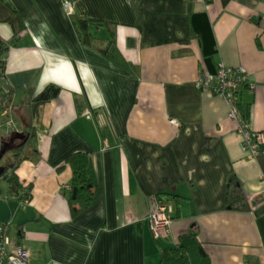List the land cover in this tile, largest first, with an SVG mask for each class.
Wrapping results in <instances>:
<instances>
[{
	"label": "crops",
	"instance_id": "0c3cea01",
	"mask_svg": "<svg viewBox=\"0 0 264 264\" xmlns=\"http://www.w3.org/2000/svg\"><path fill=\"white\" fill-rule=\"evenodd\" d=\"M72 14L114 23L132 67L82 43ZM0 35L11 45L0 87L40 152L18 167L32 198L7 194L0 220L31 264H161L194 225L211 264H264V144L249 158L228 101L196 85L243 65L255 87L241 106L264 131V0H0ZM51 83L60 94L34 107ZM76 151L93 152L100 196L73 216L72 171L57 167ZM232 180L249 210L230 208ZM174 196L180 214L157 234L147 216Z\"/></svg>",
	"mask_w": 264,
	"mask_h": 264
},
{
	"label": "trees",
	"instance_id": "16d2710c",
	"mask_svg": "<svg viewBox=\"0 0 264 264\" xmlns=\"http://www.w3.org/2000/svg\"><path fill=\"white\" fill-rule=\"evenodd\" d=\"M73 24L80 41L97 52L115 61L126 68H131L130 63L117 45L115 24L109 21L72 14ZM10 42L0 35V77L4 76L7 69V57L10 50ZM139 76V70L136 72ZM62 87L56 83L49 84L41 93L33 96V106L47 103L56 98ZM13 92H7L0 87V111L2 102L12 105ZM242 113L247 119H251L249 111L241 106ZM2 120L0 118V124ZM2 128V127H1ZM20 132V131H18ZM18 132L14 135L5 136L0 129V137L3 139L5 147L24 143V151L18 158L17 164L10 170L7 169L6 177L8 183V196L19 201L32 198V183L25 184L20 177L18 167L25 159H37L40 156L39 149L33 138L24 132L26 138L18 137ZM263 148V145H262ZM58 170L69 168L72 171L70 187L65 190L72 209V215L77 216L96 204L100 196V185L98 172L93 152L76 151L67 155L65 160L58 165ZM160 196V194L158 195ZM175 197V198H174ZM170 198L178 205L181 200L174 196ZM229 205L231 209L249 210L252 208L251 202L245 195L239 182H230ZM181 206H179V216ZM22 235V233H20ZM161 264H211V257L206 250L203 240L200 238L199 229L194 225L189 232L182 234L178 243L169 249H165L161 254Z\"/></svg>",
	"mask_w": 264,
	"mask_h": 264
},
{
	"label": "built area",
	"instance_id": "2783aa9c",
	"mask_svg": "<svg viewBox=\"0 0 264 264\" xmlns=\"http://www.w3.org/2000/svg\"><path fill=\"white\" fill-rule=\"evenodd\" d=\"M246 84L255 87L254 83H250L247 69L243 65L230 66L225 63H221L213 73H202L196 81L198 88L212 91L228 101L229 115L243 134V149L249 158H257L262 152L264 131L255 130L252 122L242 113V88ZM1 105L0 129L3 135L9 136L18 132L21 125L12 106L4 101ZM175 205V201L162 200L149 212L147 219L157 234L171 227L174 221ZM9 227L10 223L0 220V264H31L32 250L13 241L9 234Z\"/></svg>",
	"mask_w": 264,
	"mask_h": 264
},
{
	"label": "rangeland",
	"instance_id": "374dc122",
	"mask_svg": "<svg viewBox=\"0 0 264 264\" xmlns=\"http://www.w3.org/2000/svg\"><path fill=\"white\" fill-rule=\"evenodd\" d=\"M11 106H12V109L14 112L13 101H12ZM14 114H15V112H14ZM20 125H21V123H20ZM255 130H257V129H255ZM258 131H260V130H258ZM16 133H13L12 135H14ZM19 142H20V140L18 141V143ZM18 143L14 146H10V147L6 148L3 139L0 137V192H1V194H0V211L3 208V206L5 205V198L8 194V183H7V177H6L5 171L7 169L11 170L17 164L18 158L20 157V155L23 152L24 143H22V144H18ZM262 151H263V148H262Z\"/></svg>",
	"mask_w": 264,
	"mask_h": 264
},
{
	"label": "water",
	"instance_id": "95a60500",
	"mask_svg": "<svg viewBox=\"0 0 264 264\" xmlns=\"http://www.w3.org/2000/svg\"><path fill=\"white\" fill-rule=\"evenodd\" d=\"M18 137H20L22 139H25L26 138V135L25 134H21L20 132H18Z\"/></svg>",
	"mask_w": 264,
	"mask_h": 264
}]
</instances>
